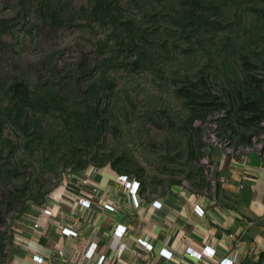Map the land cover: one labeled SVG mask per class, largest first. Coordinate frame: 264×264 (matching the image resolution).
I'll return each instance as SVG.
<instances>
[{
  "label": "rangeland",
  "instance_id": "1",
  "mask_svg": "<svg viewBox=\"0 0 264 264\" xmlns=\"http://www.w3.org/2000/svg\"><path fill=\"white\" fill-rule=\"evenodd\" d=\"M184 1L121 0L119 20L105 23L72 1L55 25L21 0H0V264L12 262L19 223L39 222L35 209L69 185L81 189L91 167L108 165L156 190L200 189L215 185L216 149L264 148V113L229 121L227 108L212 100L242 65L264 74V0H204L202 29L181 16ZM88 64H96L90 74ZM17 78L31 89L25 105L34 100L24 128L6 109L14 99L5 89ZM93 80L101 89L84 99ZM46 89L58 93L52 102L41 97ZM196 92L204 95L193 99ZM89 101L106 121L98 137L67 129L72 105Z\"/></svg>",
  "mask_w": 264,
  "mask_h": 264
},
{
  "label": "crops",
  "instance_id": "2",
  "mask_svg": "<svg viewBox=\"0 0 264 264\" xmlns=\"http://www.w3.org/2000/svg\"><path fill=\"white\" fill-rule=\"evenodd\" d=\"M215 154L214 186L156 190L141 183L139 205L114 168H89L81 175L98 188L91 206L79 202V186L61 190L48 203L52 214L41 206L35 209L37 225L19 223L11 264H97L103 254L104 264H209L187 252L188 246L201 250L206 244L216 248L217 256L238 249L234 264H264V148H219ZM155 199L162 205L156 206ZM119 223L126 225L122 235L116 233ZM64 227L77 233H66ZM140 237L153 247L147 248ZM162 247L171 249L172 256L162 255Z\"/></svg>",
  "mask_w": 264,
  "mask_h": 264
},
{
  "label": "trees",
  "instance_id": "3",
  "mask_svg": "<svg viewBox=\"0 0 264 264\" xmlns=\"http://www.w3.org/2000/svg\"><path fill=\"white\" fill-rule=\"evenodd\" d=\"M23 7L26 11H34L33 8L35 7L38 17L41 21L45 22H53L55 25L59 24V21L63 19L64 17L67 18V12H69V8L71 7L72 1L74 3V0H21ZM141 2V0H131L133 3ZM78 1L77 3H74L73 6H77L78 11L81 12V14H87L88 17H92L94 19H97L99 23H105L107 20H113L114 22H117L120 17V8H121V0H86L85 1ZM80 3V4H79ZM175 6L179 7V4H176ZM206 4L204 3V0H185L184 4L180 5V11L181 16L184 15V18H191L192 22L195 23L194 27H197L198 29H202L204 26V22H206V17L208 14L204 11ZM64 12V13H63ZM75 12V11H74ZM74 14V13H73ZM181 16H176L178 19H180ZM171 22H174V20H170ZM119 23L125 24L126 28H130L131 22L130 21H119ZM179 31L183 32L182 34H186L187 36L192 34V29L189 30V27L185 24L177 23ZM116 28L117 24L115 23ZM123 30V29H121ZM245 58L247 59V56L244 53ZM236 59H240V55L238 54L237 57L233 58V61ZM96 65V64H95ZM95 65L86 66L85 71L88 70V74L91 73ZM230 65V64H229ZM85 66V65H82ZM231 67V65H230ZM80 70V68L78 69ZM235 71V77L236 80L230 79V82L225 83V86L221 87V93L215 95L219 98V100H215V96L211 95L207 98H213V103H217V106L219 108H227L228 110V117L229 121L230 118L235 117L236 113L239 114H245V112H249V118L256 119L257 121L262 116V113H264V98L253 97L256 91L261 88H263L264 91V74L262 77L258 76V72L254 70V68L250 67H243V65ZM86 73V72H85ZM82 77L80 73L77 74V77ZM103 74L102 77L103 78ZM14 83H11L9 88L7 87L5 90L6 92L10 93L13 97V105L7 106L6 109H8V112L14 111V116L17 119L20 126L24 128L26 127L27 123L29 122L28 119L23 118L22 115L26 113V116H28L27 112L31 111L30 105L33 104L34 100L31 101L29 105H25L28 98L33 99L31 89L28 87V83L22 79H16L13 81ZM97 83V80H93L91 85L85 87L83 89V97L91 98L94 93H96L101 87H94ZM97 85V84H96ZM13 87V88H11ZM58 93L56 91H53L52 89H46L41 97L43 96L44 99H46V102H52L55 100L56 95ZM212 94V93H208ZM222 94V95H220ZM197 95H204L203 93L196 92L195 95L190 94V96L194 99H196ZM220 95V96H218ZM264 97V92H263ZM25 98V99H24ZM50 98V100H49ZM196 101V100H195ZM200 100H198L199 102ZM98 104L94 105L91 104V102H87L86 105L79 107L78 105L75 107L72 105L73 113L76 115L75 121L72 125L70 123V126L67 127L70 129H73L75 133H79L83 136H90V134H94L93 136L98 137L101 132L105 129L106 121L104 118H101V115L99 113ZM29 108V109H26ZM13 108V109H12ZM81 108L84 109L81 110ZM72 113V114H73ZM198 113V112H197ZM90 116V120L89 117ZM90 122L87 123L86 122ZM1 121V120H0ZM94 125V126H92ZM230 126L232 123L229 124ZM89 144V143H88Z\"/></svg>",
  "mask_w": 264,
  "mask_h": 264
},
{
  "label": "built area",
  "instance_id": "4",
  "mask_svg": "<svg viewBox=\"0 0 264 264\" xmlns=\"http://www.w3.org/2000/svg\"><path fill=\"white\" fill-rule=\"evenodd\" d=\"M119 179L126 181V184L130 190L131 197L133 200V203L135 205H139V189L141 186V180L137 178H129V176L125 173H119L118 174ZM82 193L83 195L79 196V202L82 203L84 206H91L92 204V197L97 193L98 188L91 184L90 177L86 176L82 179ZM62 191L56 192V196L54 198H57L58 195L61 196ZM61 193V194H60ZM154 204L156 206H161L162 201L159 199L154 200ZM105 207L109 209H114L115 205L110 202H104ZM197 209L200 212H204V207L201 204H196ZM43 211L50 215L53 213V207L51 206H45L43 208ZM39 222H36L37 225ZM64 232L66 233H77V231L73 228L64 227ZM126 230V225L119 223L116 227V233L118 235H122ZM139 241L143 243L147 248H152L153 243L149 242L147 239L140 237ZM187 252H189L191 255L196 256L198 258L206 260L209 264H234L235 260L238 257V249L231 250L228 254L217 256V250L214 246L210 244H206L201 250L196 249L192 246L187 247ZM160 253L166 257H171L173 254V251L167 247H162L160 249ZM34 258L38 261L43 260V256L40 254H34ZM105 255H101L100 259L97 264H104Z\"/></svg>",
  "mask_w": 264,
  "mask_h": 264
}]
</instances>
